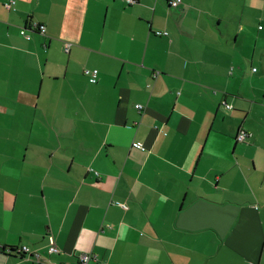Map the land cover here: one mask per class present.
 Returning a JSON list of instances; mask_svg holds the SVG:
<instances>
[{
	"label": "crops",
	"instance_id": "1",
	"mask_svg": "<svg viewBox=\"0 0 264 264\" xmlns=\"http://www.w3.org/2000/svg\"><path fill=\"white\" fill-rule=\"evenodd\" d=\"M6 1L0 264H264V0Z\"/></svg>",
	"mask_w": 264,
	"mask_h": 264
},
{
	"label": "built area",
	"instance_id": "2",
	"mask_svg": "<svg viewBox=\"0 0 264 264\" xmlns=\"http://www.w3.org/2000/svg\"><path fill=\"white\" fill-rule=\"evenodd\" d=\"M129 3H135V0H128ZM182 0H172L171 1V5L174 6V7H177L181 4ZM16 5V0H7L5 3H4V6L6 9L8 10H12L14 9ZM31 28H35L37 29L38 31H40L42 34H45L46 33V27L45 25H42V24H35L33 23ZM260 28H262L260 26ZM26 31L25 30H22V34H25ZM157 34H163V32L161 31H158ZM164 34H168V32H165ZM256 70V69H254ZM84 73L89 76V79L91 82L95 83L97 82V78H98V70L97 69H93V70H90V69H86L84 71ZM158 74V72H156L154 74V77H156ZM143 106L141 104H137L136 105V108L140 109L142 108ZM230 107V106H229ZM251 136V133L245 131V130H240L237 134V140L240 141V142H244L246 141L249 137ZM133 147H136V148H139L145 152H150V149H147L142 142H138V141H135L133 142ZM97 173V172H96ZM118 205L122 206V207H126L125 204L121 203V202H116ZM48 240H49V244H48V251L50 254L52 253H57V252H60V249L56 243V238L55 236L53 235H49L48 236ZM9 252H15V253H18L24 257H36L39 261L41 260L40 256L38 254H35L30 247L26 246V245H23V246H20V247H17V248H13V249H9ZM92 258V255L91 254H81L80 255V264H86L90 259Z\"/></svg>",
	"mask_w": 264,
	"mask_h": 264
},
{
	"label": "rangeland",
	"instance_id": "3",
	"mask_svg": "<svg viewBox=\"0 0 264 264\" xmlns=\"http://www.w3.org/2000/svg\"><path fill=\"white\" fill-rule=\"evenodd\" d=\"M240 10L235 12L234 16L224 19L222 23V29L227 32L228 34L232 35L231 36V42H233V38H235V34L237 32V29L241 26H243L247 31L253 32L254 28H257L259 24L263 25V23H257L253 12V6L250 4V6L246 7V17L245 19H240L238 18L240 15L238 14ZM257 19V18H256ZM243 24H242V23Z\"/></svg>",
	"mask_w": 264,
	"mask_h": 264
},
{
	"label": "trees",
	"instance_id": "4",
	"mask_svg": "<svg viewBox=\"0 0 264 264\" xmlns=\"http://www.w3.org/2000/svg\"><path fill=\"white\" fill-rule=\"evenodd\" d=\"M261 27H262V26H261ZM251 135H252V134H251ZM250 137H251V136H250ZM250 137H249V138H250ZM244 142H245V141H244ZM10 249H13V248H10Z\"/></svg>",
	"mask_w": 264,
	"mask_h": 264
}]
</instances>
